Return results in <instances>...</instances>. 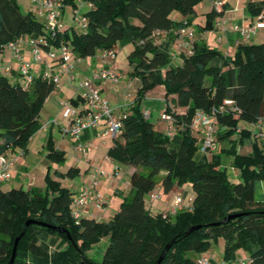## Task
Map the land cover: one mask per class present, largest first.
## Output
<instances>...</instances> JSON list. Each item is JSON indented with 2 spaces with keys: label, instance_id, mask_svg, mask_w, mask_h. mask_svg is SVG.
Segmentation results:
<instances>
[{
  "label": "trees",
  "instance_id": "obj_1",
  "mask_svg": "<svg viewBox=\"0 0 264 264\" xmlns=\"http://www.w3.org/2000/svg\"><path fill=\"white\" fill-rule=\"evenodd\" d=\"M82 1L91 6L84 14L86 28H68L51 38L45 23L35 14L24 13L16 0H0V54L6 45L22 37H48L49 48L66 44L77 58L86 59L99 51L115 50L127 32L132 34L134 50L129 63L134 65L133 77H140L142 86L129 113L123 114L126 118L122 116V141L116 140L108 153L115 162L137 169L130 179V197L111 220L82 219L77 224L70 209L75 194L52 177L50 168L45 190H0V264L10 262L15 241L29 220L66 231L45 228L68 242V248L56 251L48 264H86L84 258L95 264L88 253L104 238L109 244L102 264H156L172 240L175 243L161 264H196L192 254L208 252L220 239L225 241V261L250 240L258 245L251 255L252 264H264V198L257 196V186L264 182V149L250 131L238 133L242 122L256 124L264 117V43L241 44L232 59L195 43L193 54L181 66L167 69L169 59L158 51L153 35L183 27V22L173 20V13L189 20L205 0ZM63 3L76 7V0ZM248 10L253 16L264 15V2L250 3ZM215 17L216 12L208 14L205 30L213 28ZM217 58L223 60L221 66L213 64ZM161 68L165 72L157 73ZM159 86L165 88L166 99L174 96L177 107L185 110L178 114L171 106L166 109L174 116L175 126L181 127L182 140L176 149L169 148L168 135L156 131L142 111L146 95ZM54 90V84L44 77L34 78L25 88L0 76V156L27 148L40 128L42 109ZM226 101L232 105L229 112L218 115V138L224 144L230 142L231 148L221 147L199 163V138L190 124L197 112L209 113ZM238 145L251 151L243 154L237 150ZM47 150L52 163L65 161V153L56 149L52 138ZM223 152L234 156L233 166L241 178L238 183L220 168ZM163 172L166 175L161 178ZM73 173L70 169L67 174L56 175L65 179L72 178ZM187 183L193 187L191 211L172 217L167 213L153 215L147 209L146 198L158 184L169 193ZM231 215L238 216L222 223ZM193 226L201 228L187 234ZM37 227L29 226L21 238L14 264H33L24 259L27 255L49 257L39 243Z\"/></svg>",
  "mask_w": 264,
  "mask_h": 264
},
{
  "label": "crops",
  "instance_id": "obj_2",
  "mask_svg": "<svg viewBox=\"0 0 264 264\" xmlns=\"http://www.w3.org/2000/svg\"><path fill=\"white\" fill-rule=\"evenodd\" d=\"M259 2H264V0H223V6L216 8L214 6V0L203 1L195 8L194 15L188 18L196 30L195 43L204 44L211 49L218 50L225 59H232L238 46L241 44L264 43V28L258 29L256 34L250 39H245L236 29L237 27L248 29L261 22L260 16H253L248 10V5L250 3ZM65 8L64 6L61 12V19L63 20L65 18ZM212 12H216V17L213 20V28L205 30L207 16ZM177 15L178 16L175 15L174 18L172 17L177 23L184 22L187 19L180 14ZM133 23L139 25V22L136 20H134ZM66 29L67 27L63 28V31ZM175 31L176 30L158 31L152 37L158 51L165 54L169 59L167 69L178 67V64L183 58L184 62V60L189 57L185 50L178 48L179 39L175 35ZM30 38L29 36H25L26 41L22 46L21 55L25 62L31 64V75L34 78H39L44 77L46 74H60V83L59 87L47 98L39 118L40 128L31 137L27 148L25 150H11L3 155L7 162L11 164V178L8 181L0 182V190L9 191L14 188L24 189L26 191L32 189L45 190L47 186L46 176L50 168V173L55 180L59 181L63 187L69 189L72 193L78 194L81 190L92 187L95 180L94 175L97 170H100L103 174L96 176L98 186L93 192L97 191L100 193L106 202L103 207H99L98 203L92 200V202L83 209L82 217L83 219H94L98 222L109 221L119 211L123 201L130 197V179L137 169L130 166H123L109 157L108 153L110 149L115 146L116 140L122 141V139L121 137L115 139L111 135H105V130L107 128L105 120H101L94 127L83 131L79 138L76 139L69 135V133L63 131L64 129H70L69 120L64 117V114L69 108L78 109L81 112L80 117L83 118L84 112L81 110L83 102L80 99L77 85L86 79L93 78L101 70L112 65L116 66L117 72L121 75L120 81L113 85L100 81L95 83L94 86L100 89L103 104H107L120 112L118 115L119 117L114 116V113L117 111L113 112V117L116 121H120L125 112L129 113V108L124 109V104L128 103L130 98L135 99L138 90L142 86L138 78L131 77V73L134 71V65L132 66L129 63V57H125L127 53H132L134 50L133 36L130 32L126 33L125 39L120 42L115 49L117 52L115 60L108 59L104 61L101 57V51L97 52L94 57L86 59L77 58L72 53L71 73L74 76L73 82L71 81L69 73H62L59 62L49 59L47 50L41 62H34L32 48L29 44H26ZM213 64L215 66H221L223 60L217 58L214 60ZM19 70L20 63L14 58L13 52L9 49H5L0 54V76L8 77L14 83H22L23 79ZM165 70L161 68L156 72L164 73ZM151 94L157 96L153 101L162 104V113L166 111L168 106H171L173 111L175 110L178 114L185 112L184 109L177 107L174 96H170L166 99V90L163 86L155 88L146 96ZM171 98L173 99L172 101L170 100ZM145 114L149 115L147 118L152 117L151 112H146ZM52 122H55V124H51ZM165 125L167 130L166 134H168L169 126L166 122ZM241 125L242 124H240V126ZM248 125L251 129L250 132L252 136L256 138L261 148L264 149V137L261 135L263 130L254 124ZM242 128L245 127H240L238 133L245 130ZM180 131L181 127H176L175 135L170 138V149L178 148L181 143L182 137ZM194 135L197 136L196 133H194ZM50 138H52L56 149L65 153V161L63 163H52L47 158L49 154L47 145ZM78 141L84 144H90L92 146L91 152L86 155L76 153L74 146ZM0 143H2L1 140ZM67 147H69L71 153L74 154V156H70V160L68 161H66V155H68ZM250 151L251 148L247 147L246 150L241 151V153L246 154ZM200 155L202 154L200 153ZM202 156L203 158L201 156H196V160L198 162H204L205 156ZM70 169H74L72 178L60 179L57 177V173L67 174ZM165 175L166 173H161V178ZM227 175L231 180H238V182L241 180L238 170L234 171L231 169L227 171ZM260 185L264 191V182H261ZM191 192L193 193V187L190 183L182 187H175L169 193H166L162 185L159 184L156 189L150 193L156 194L159 196V199L151 202L149 198L150 194L146 198L150 204L148 210L152 211L155 209L157 210L156 212H159L158 214H170V205L173 199L176 196H182L185 200L184 202L187 204L188 201L191 200ZM261 197L264 198V194ZM35 232L41 247L47 251L49 257L27 255L24 259L28 262L33 264H48L56 251L68 248V242L66 240L59 235L50 234L44 227H37ZM221 240L222 239L214 244L206 253L192 254L195 263L197 264L198 260L202 258H207L209 260L208 264H222L225 261L223 256L225 241L223 240L224 242H221ZM108 244V238L102 239L99 244L95 245L92 250L89 251V259L95 264H102ZM215 245H217L216 248H214ZM256 247L257 246L250 240L243 242L242 248L247 250L243 256L250 258L252 253L256 251ZM240 251L241 249L238 252ZM235 257L237 256L235 255Z\"/></svg>",
  "mask_w": 264,
  "mask_h": 264
},
{
  "label": "built area",
  "instance_id": "obj_3",
  "mask_svg": "<svg viewBox=\"0 0 264 264\" xmlns=\"http://www.w3.org/2000/svg\"><path fill=\"white\" fill-rule=\"evenodd\" d=\"M35 6L36 12L35 15L45 20V28L47 32L51 35V38H54L58 33L63 31V23L61 17V12L64 9L63 0H31ZM214 6L220 8L223 6V0H214ZM88 7H91L88 5ZM75 19L79 20V14L75 11ZM87 19L82 16L80 19L81 29L86 28ZM260 23L251 28H239V31L245 39H250L254 36L258 29L264 28V15H260ZM175 35L179 39V44L177 45L179 49L185 50L189 56L194 52V44L196 37L195 27L191 24L189 20L183 22V27L175 31ZM50 38L42 37L38 40L30 38L26 44H29L32 48V55L34 62H41L43 60V55L47 50V55L50 60L57 61L60 64L62 73L67 72L71 76V81H74V76L71 73V60H72V50L71 47L66 44H61L59 48H49ZM25 37L18 39L15 42H11L5 46V49H9L13 52V56L20 63V75L23 79L22 85L25 88H28L33 82L34 77L31 75V64L25 62L22 59L21 50L23 44H25ZM49 48V49H48ZM101 57L104 61L115 60L117 57L116 50H108L101 53ZM60 74L52 75L46 74L44 78H47L55 86V89L59 87L60 83ZM121 79V75L117 72L116 66L112 65L108 68L101 70L97 75L91 79H86L80 82L77 85V89L80 94V99L82 100V109L84 112L83 118H81L80 110H75L69 108L64 117L69 120L70 129H64L63 131L69 133L73 138H79L80 134L95 125H97L101 120H105L107 128L105 130V135H111L113 138L118 139L121 137L123 130L122 121H116L113 117L114 110L107 104H103L101 99V91L99 88H96L94 85L97 82H104L106 84H117ZM232 105L231 101H226L223 106L220 108H213L209 113L197 112L193 118L190 128L201 140L199 146V153L205 157L209 156L212 153H215L218 150V125L217 119L219 114L229 112V106ZM233 110L235 108H232ZM145 116L149 117L148 114ZM126 118V115L123 116ZM161 120L166 122L169 126L168 128V137L171 138L176 133L175 119L174 116L166 111L162 113ZM51 124H55L52 122ZM255 126H258L262 131V137H264V117L260 119ZM74 150L78 154L86 155L91 152L92 146L90 144H84L78 141ZM11 164H9L6 158L0 156V182L8 181L11 178ZM103 174L100 170H97L94 177L95 180L92 184V187L89 189H83L78 194L73 196V200L70 206L72 217L75 222H79L83 219V209L95 200L98 203L99 207H103L106 200L104 197L97 191L98 181L96 176ZM150 201L153 202L159 199V196L156 194H150ZM182 196H176L171 203V213L169 216H176L179 212L182 211H191L192 205H186ZM193 201V199H192ZM209 260L207 258H202L198 260L197 264H208ZM222 264H231L228 261H224ZM235 264H252V259L247 258L246 260L239 261Z\"/></svg>",
  "mask_w": 264,
  "mask_h": 264
},
{
  "label": "rangeland",
  "instance_id": "obj_4",
  "mask_svg": "<svg viewBox=\"0 0 264 264\" xmlns=\"http://www.w3.org/2000/svg\"><path fill=\"white\" fill-rule=\"evenodd\" d=\"M18 6L21 8V10L24 12V13H29V12H32L33 14H35L36 12V9H35V6L33 5V3L31 2V0H16ZM65 18L64 20L62 19V23H63V27H67V29L69 28H74L76 29V31H79L81 30L82 26L80 24V19L82 18V16H84V14L86 12H88L89 8H88V4H86L84 1H81V0H76V7H73L72 5L70 6H65ZM75 11L78 12L79 14V20H76L75 19ZM177 14L179 13H173L172 17L174 18L175 15L178 16ZM61 18V17H60ZM41 21L44 23L45 20L44 18L41 19ZM130 52L127 53L125 55V57H129L130 56ZM124 56V54H123ZM184 59V58H183ZM183 59L182 61L178 64L179 66H181L183 64ZM128 61H129V58H128ZM133 73V72H132ZM131 73V77H133V74ZM134 78V77H133ZM137 78V77H136ZM139 81H140V84H142L141 82V78L138 77ZM157 96L154 95V94H151L149 96H146L141 104L142 106V111L143 113L145 114L146 112H151L152 114V117L148 118L149 121L154 124V127H155V130L158 131V132H161V133H164L166 134L167 130H166V125H165V122L164 121H161L160 120V115L162 113V110H163V106L162 104H159L158 102H155L153 100H155ZM171 101L173 100L172 98L170 99ZM135 103V99L134 98H130V101L126 104H124V109H127V108H130V106H132L133 104ZM112 109L115 111H117L116 113H114L115 117H117L120 112H118V110H116L115 108L112 107ZM175 111V110H174ZM119 117V116H118ZM242 125L240 127H245V128H242V129H245L247 131H251L250 127L248 124H245V123H241ZM56 135V134H55ZM58 135V133H57ZM199 138V137H198ZM69 140V139H68ZM201 140L199 139V142H198V145L200 144ZM217 143H218V150L219 148H225L227 147V149L230 150L231 148V144L230 142L227 143V144H224L222 143L219 138H217ZM248 146H245V147H241L240 145L237 146V150L239 152L241 151H245L246 148ZM67 149V154L66 157H67V160H70V156H74V154L71 153V150L69 147L66 148ZM198 152V151H197ZM222 154V160H221V164H220V168L221 170L223 171H229L231 169H233L234 171L236 170L233 166V161H234V156L233 155H229L228 153H221ZM197 156H201L203 158L202 155H200V153L198 152L197 153ZM71 162V161H70ZM199 163H202V162H199ZM65 164V163H64ZM69 165V164H68ZM68 169V168H66ZM158 181H160V178L158 179ZM233 182L235 183H238V180H232ZM159 185V184H158ZM264 194V191L262 190L261 188V185L260 183L258 184L257 186V196L258 197H261L262 195ZM192 196H194V194L191 192V200L188 201V203L186 205H192L193 204V201H192ZM146 207L147 209H149L150 207V204L149 202L146 200ZM150 211V210H149ZM157 210L153 209L151 212V214L153 215H156L158 214L159 212H156ZM221 242H224L223 239L221 240ZM217 245H215L214 248H216ZM258 247V245H257ZM256 247V248H257ZM225 249V248H224ZM240 250V249H239ZM238 250V251H239ZM106 251V250H105ZM236 252L234 255H232L231 259H230V262L231 263H237L239 261H243V260H246L247 259V256H243L247 250H245V248H242L241 247V251L240 252ZM213 252V250H212ZM235 255L237 257H235ZM223 256H224V250H223ZM229 262V261H228Z\"/></svg>",
  "mask_w": 264,
  "mask_h": 264
},
{
  "label": "water",
  "instance_id": "obj_5",
  "mask_svg": "<svg viewBox=\"0 0 264 264\" xmlns=\"http://www.w3.org/2000/svg\"><path fill=\"white\" fill-rule=\"evenodd\" d=\"M237 216H238V215H231V216L225 218V219L222 221V223H225V222H227V221H229V220H231V219H234V218H236ZM31 225L41 226V227H44V228H50V229H52V230H54V231H56V232H58V233H65V232H66V231H65L64 229H62V228H59V227H52V226H49V225H47V224H45V223H42V222H38V221H34V220H29V221H27L26 224H25V226H24V228H23V231H22L21 235H20V236L16 239V241H15L14 248H13V253H12V257H11V260H10V262H9L8 264H14V261H15V259H16V257H17V252H18V245H19V242H20L21 238L25 235V233H26L27 229L29 228V226H31ZM199 228H201V226H193V227H191V228L188 230L187 234H190V233H192L193 231H195V230H197V229H199ZM174 243H175V240H172L171 242H169V243L166 245V247L164 248L163 252L161 253L159 259L157 260L156 264H161V262L164 260L165 256H166L167 253L170 251V249H171V247L174 245ZM84 261H85L86 264H91V263H89V262L86 260V258H84Z\"/></svg>",
  "mask_w": 264,
  "mask_h": 264
}]
</instances>
